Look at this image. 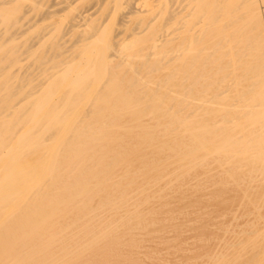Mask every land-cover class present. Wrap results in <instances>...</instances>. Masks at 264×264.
<instances>
[{"label": "bare ground", "instance_id": "bare-ground-1", "mask_svg": "<svg viewBox=\"0 0 264 264\" xmlns=\"http://www.w3.org/2000/svg\"><path fill=\"white\" fill-rule=\"evenodd\" d=\"M264 0H0V264H264Z\"/></svg>", "mask_w": 264, "mask_h": 264}, {"label": "rangeland", "instance_id": "rangeland-1", "mask_svg": "<svg viewBox=\"0 0 264 264\" xmlns=\"http://www.w3.org/2000/svg\"><path fill=\"white\" fill-rule=\"evenodd\" d=\"M264 4V3H263Z\"/></svg>", "mask_w": 264, "mask_h": 264}]
</instances>
